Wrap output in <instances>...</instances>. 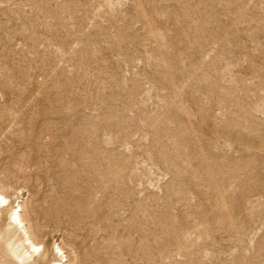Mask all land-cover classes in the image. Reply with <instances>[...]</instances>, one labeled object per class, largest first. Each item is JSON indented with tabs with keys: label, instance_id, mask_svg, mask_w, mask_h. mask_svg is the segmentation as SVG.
Returning a JSON list of instances; mask_svg holds the SVG:
<instances>
[{
	"label": "rangeland",
	"instance_id": "1",
	"mask_svg": "<svg viewBox=\"0 0 264 264\" xmlns=\"http://www.w3.org/2000/svg\"><path fill=\"white\" fill-rule=\"evenodd\" d=\"M0 189L24 264H264V0H0Z\"/></svg>",
	"mask_w": 264,
	"mask_h": 264
},
{
	"label": "bare ground",
	"instance_id": "2",
	"mask_svg": "<svg viewBox=\"0 0 264 264\" xmlns=\"http://www.w3.org/2000/svg\"><path fill=\"white\" fill-rule=\"evenodd\" d=\"M12 205V200L0 189V209L11 212L9 226L16 230L20 236V243L17 246L13 242H9V251L14 259L22 264L28 259L33 258L36 253L45 260L47 250L43 245L35 242L30 234L29 228L22 215L23 205H21V202L18 200L14 203V206ZM54 253L58 259L53 260L52 264H65L67 262V260L63 261L64 252L59 245L54 246Z\"/></svg>",
	"mask_w": 264,
	"mask_h": 264
}]
</instances>
